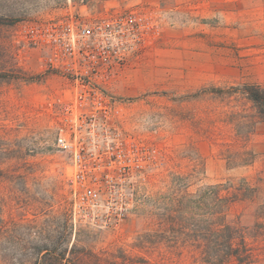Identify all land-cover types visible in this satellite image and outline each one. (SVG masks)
Masks as SVG:
<instances>
[{"label": "rangeland", "instance_id": "374dc122", "mask_svg": "<svg viewBox=\"0 0 264 264\" xmlns=\"http://www.w3.org/2000/svg\"><path fill=\"white\" fill-rule=\"evenodd\" d=\"M131 8L157 26L110 92L122 102V130L163 161L119 227L74 226L69 159L54 143L48 104L71 89L47 69L30 27L50 35L55 20ZM0 17V264H212L197 247V208L184 211L185 226L176 218L181 175L191 200L210 185L222 195L254 188L238 192L227 218L257 253L251 264H264V120L228 92L264 84V0H0Z\"/></svg>", "mask_w": 264, "mask_h": 264}, {"label": "built area", "instance_id": "2783aa9c", "mask_svg": "<svg viewBox=\"0 0 264 264\" xmlns=\"http://www.w3.org/2000/svg\"><path fill=\"white\" fill-rule=\"evenodd\" d=\"M52 26L50 35L38 25L30 30L47 69L61 74L71 89L48 103L54 143L69 159L70 219L74 226L117 228L135 207L145 175L163 159H150L153 146L122 130L124 109L110 87L157 23L152 14L131 8L71 15Z\"/></svg>", "mask_w": 264, "mask_h": 264}, {"label": "trees", "instance_id": "16d2710c", "mask_svg": "<svg viewBox=\"0 0 264 264\" xmlns=\"http://www.w3.org/2000/svg\"><path fill=\"white\" fill-rule=\"evenodd\" d=\"M2 18L0 17V24ZM214 92H226V89L215 88ZM228 92H237L251 104L254 110V116L260 120H264V84H249L244 83L238 86L229 87ZM248 124V123H246ZM252 130V129H251ZM251 131H248L245 136L247 137ZM178 188H183L184 194L176 198L177 210L180 214L176 217L179 222L186 225L185 220L188 218L183 214L191 207L197 208L195 214L197 215L198 222L196 228H199V236L197 247L200 254L203 256L202 260L212 264H251L254 262L256 256L254 249L250 248L245 240V235L242 227L237 224L231 223L227 218V209L229 205L237 198L240 193L245 197V192L254 191V188L243 187L238 189L237 193L231 195H222L220 193V185H210L201 188L195 195V199L188 198L190 195L186 193L188 186V179L186 176L181 175L178 177ZM181 191V190H180ZM255 195V194H254ZM173 209H170V212ZM198 212V213H197ZM259 216L264 219V199L258 207ZM175 218L169 214L167 220L173 221ZM196 220L195 217H192ZM264 222L257 221L256 226L260 227Z\"/></svg>", "mask_w": 264, "mask_h": 264}]
</instances>
